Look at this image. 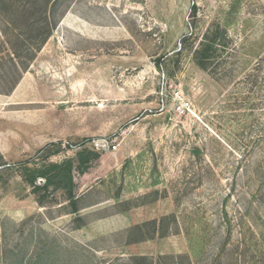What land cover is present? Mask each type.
I'll return each mask as SVG.
<instances>
[{"label": "rangeland", "instance_id": "rangeland-1", "mask_svg": "<svg viewBox=\"0 0 264 264\" xmlns=\"http://www.w3.org/2000/svg\"><path fill=\"white\" fill-rule=\"evenodd\" d=\"M0 264H264V0H0Z\"/></svg>", "mask_w": 264, "mask_h": 264}, {"label": "trees", "instance_id": "trees-1", "mask_svg": "<svg viewBox=\"0 0 264 264\" xmlns=\"http://www.w3.org/2000/svg\"><path fill=\"white\" fill-rule=\"evenodd\" d=\"M214 46V42L207 41L197 50L196 54L198 55L197 60L199 61V65L202 67L206 65L205 61L209 58V53L214 49ZM92 154V151L88 149L78 151L75 166L74 161L70 158L61 163H45L36 167L24 165L22 166L21 174L34 190H47L50 186L55 185L59 188L66 189L69 198L74 199L72 170L76 169L79 173H84L89 166ZM40 178L43 180L42 185L36 183Z\"/></svg>", "mask_w": 264, "mask_h": 264}]
</instances>
